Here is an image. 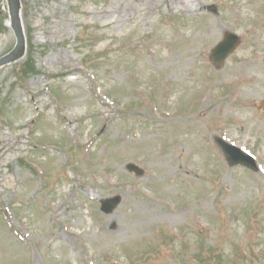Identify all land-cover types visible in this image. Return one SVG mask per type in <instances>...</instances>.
Masks as SVG:
<instances>
[{
    "label": "rangeland",
    "instance_id": "374dc122",
    "mask_svg": "<svg viewBox=\"0 0 264 264\" xmlns=\"http://www.w3.org/2000/svg\"><path fill=\"white\" fill-rule=\"evenodd\" d=\"M197 1L21 0L26 54L0 66V264H264V0ZM7 20L0 0V56ZM228 30L241 42L218 69ZM214 135L259 171L229 166Z\"/></svg>",
    "mask_w": 264,
    "mask_h": 264
},
{
    "label": "bare ground",
    "instance_id": "6f19581e",
    "mask_svg": "<svg viewBox=\"0 0 264 264\" xmlns=\"http://www.w3.org/2000/svg\"><path fill=\"white\" fill-rule=\"evenodd\" d=\"M136 1H141L142 3L143 2L144 3H148V5H152V6L155 5L157 2L167 3V8L169 10L172 9L173 7L177 8V9L191 10L193 8L194 9L198 8L199 5H200V2L197 1V0H145V1H143V0H136ZM116 3H119V2H116ZM127 7H128L127 3L120 4V5H117V6H114V7L108 6V7H105L102 10V14L105 15V16H107V15H112L113 13H118V15H116L114 18L115 19H122L123 20L124 19L123 16H124V14L126 12ZM114 22L115 21H112V22H109L107 24H113ZM5 24H6L7 27H10L8 21H6ZM210 31H211V29H210ZM24 34H25V37H26V29H24ZM68 60H70V59H68ZM50 61H52L51 58H50ZM64 65L66 67H69V69L62 71V73L64 75L67 74V73H69V72L75 71L76 68H77L76 66H74V63L73 62L71 63L70 61L65 62ZM239 65L240 64L237 65L238 67H237V69L235 71L239 70V68H240ZM254 94H256V89L255 88H252L250 90V92L248 93V95H254ZM32 101L34 102V98L32 99ZM235 113H238V112L235 111L232 114H235ZM62 120H63V122L66 125H69V126L74 121V119H71V118H69L66 115H62ZM235 120L238 121L239 120V117L235 118ZM7 139H9V137L3 136L1 140L2 141H5ZM4 148H5V146H0V154H3Z\"/></svg>",
    "mask_w": 264,
    "mask_h": 264
},
{
    "label": "water",
    "instance_id": "95a60500",
    "mask_svg": "<svg viewBox=\"0 0 264 264\" xmlns=\"http://www.w3.org/2000/svg\"><path fill=\"white\" fill-rule=\"evenodd\" d=\"M9 4H10V8H11V12H12V22H13V28L16 32V35L18 37V42H17V45L16 47L5 57L1 58L0 59V64H3L5 62H9V61H12L16 58H18L19 56L22 55L23 53V39H22V36H21V31H20V27L18 25V19H17V9H18V2L17 0H9ZM221 49H223V47H221ZM223 51L225 52V50L223 49ZM223 51H221V55H225L223 53ZM212 58L215 59V61H217L220 56L216 53L215 55V52L213 51L212 52ZM223 59V58H221ZM219 61L216 63V64H219ZM216 142L217 144L220 146L221 150L223 151V153L225 154L226 158L229 160V162L231 164H235L237 162H241V163H244L245 165L249 166V167H253V161L249 158V157H246V156H243V155H240L237 157H235L233 155V151H235L236 149L227 145L226 143L220 141L219 139H216ZM115 201V199L113 200ZM110 207V206H109ZM103 209L105 211H107V209L105 207H103ZM111 209V207L109 208Z\"/></svg>",
    "mask_w": 264,
    "mask_h": 264
}]
</instances>
